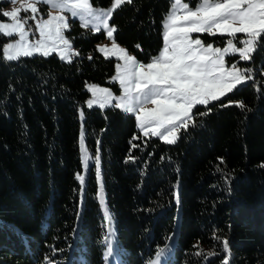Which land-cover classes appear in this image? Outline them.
Listing matches in <instances>:
<instances>
[{"label":"trees","instance_id":"trees-1","mask_svg":"<svg viewBox=\"0 0 264 264\" xmlns=\"http://www.w3.org/2000/svg\"><path fill=\"white\" fill-rule=\"evenodd\" d=\"M170 4L124 0L110 15L112 39L148 62ZM69 25L70 60L6 59L0 33V264L103 263L97 153L120 264H147L169 239L165 264H264V32L239 61L248 80L195 105L170 142L114 104L85 106L86 84H108L116 60L99 50L104 31ZM80 108L92 158L82 196Z\"/></svg>","mask_w":264,"mask_h":264},{"label":"rangeland","instance_id":"rangeland-1","mask_svg":"<svg viewBox=\"0 0 264 264\" xmlns=\"http://www.w3.org/2000/svg\"><path fill=\"white\" fill-rule=\"evenodd\" d=\"M124 0H111L106 6H93L89 0H0V33L7 37L3 46L6 59L56 53L70 60L76 53L67 35L70 20L93 31H104L99 43L105 57H113L114 73L108 84L88 82L85 106L116 105L134 115L137 127L147 135L174 141L192 108L222 97L248 80L247 67L259 36L264 32V0H171L163 18V43L148 62H141L112 39L109 23L112 11ZM116 83L118 90L111 85ZM84 112L79 152L81 171L77 172L82 196L92 161L85 144ZM97 197L105 219L102 264H120V250L114 240V220L105 198L99 153L95 157ZM172 239L156 250L147 264H165Z\"/></svg>","mask_w":264,"mask_h":264}]
</instances>
